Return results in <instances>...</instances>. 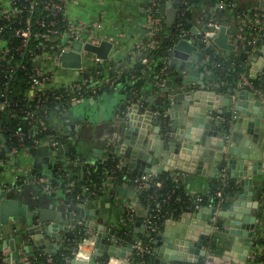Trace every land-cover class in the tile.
<instances>
[{"label":"crops","instance_id":"crops-1","mask_svg":"<svg viewBox=\"0 0 264 264\" xmlns=\"http://www.w3.org/2000/svg\"><path fill=\"white\" fill-rule=\"evenodd\" d=\"M238 1L243 5L244 11L233 18L229 17L230 9L227 10V6L221 0H201L194 4L191 8L192 20L189 39L196 38L199 40L198 51L188 54L189 58L185 61L184 69L181 68L184 65H182L184 62L181 59H178L172 66V57L169 55L167 61L171 72L166 76L162 85L157 83L155 76L150 71L145 70V68L138 70L141 80L138 98H135L133 93L128 91L124 85L117 84V81L119 72L132 69L140 60L141 54L138 50L142 45L148 44L149 39L158 43L162 38L160 33H155L153 36L148 35L151 0H76L68 7V17L71 22H83L92 28V34L86 31V33L81 32L82 39L85 40L92 35L96 38L95 43L97 45L102 40H106L111 42L112 46L107 58H100L94 53H89L86 54L80 68L64 66L56 68L53 86L60 87L78 82L85 77H91L97 85L96 91L85 96L81 103L67 107L60 113L54 112L50 115L51 127L59 137L60 144L57 147H50V158L47 162H43L41 166H36V156L30 152L28 157L22 154L11 157V162L0 171V185L14 183L17 187L16 194L19 195L18 197L22 202L28 205V210L35 211L42 207L61 210L65 214V218H69L71 212L76 214L77 224L72 230L75 236H64L62 249L58 252L66 250L72 254V248L76 246L79 239V231L84 227L97 234L95 229L90 228L89 221L91 219H87L85 215L87 211L94 215L96 220L101 219L103 224L108 227V239L110 241L116 239L126 247L131 242L121 235L127 228L124 215L130 204L117 192H113L112 189L117 186L115 180L93 193L86 189L85 183L89 181L96 164L107 160L112 155L118 157V168L126 176L123 182L130 181L128 183L130 188L137 189L142 187V184H147L148 181L145 180V176L134 175L133 168L124 165L122 158L115 153V147L122 141L121 133L130 130L131 136L134 135L135 139L147 127L160 124L158 116L150 120L149 115L141 113L137 114L135 118L137 120L135 127L127 125L128 112L134 103L140 101V107L145 112L151 111L158 115L161 109H165L170 104V100L177 94V87L183 86L182 78H186L190 71L195 69L198 73L192 75L196 79L191 82L190 86L195 89L199 88L201 81L199 72H204L203 80L207 81L206 85L212 88L214 92H219L222 97L221 100L216 101L217 104L226 105L227 95H229L226 93L228 89L232 88L233 91L230 94L233 98L243 89L238 88V82L234 84L229 81L226 75H215L212 72L208 66L210 60L208 50L210 48H214L215 54L219 58L229 61L230 64L244 65L247 69L245 73L251 79H260L259 89L261 92L259 94L252 92L264 102V35H260L263 34L261 31L256 30L255 33L252 31L257 18H261L260 11L264 10V0ZM181 2L182 0H164L161 5L162 16L168 21L173 19L178 15ZM262 18L264 24V17ZM210 21L218 22L220 28L207 37L203 35V32L207 29ZM204 49L207 50L204 51ZM257 49L261 53L255 56ZM195 54H201L200 58H193L192 56ZM201 62L206 63V65L202 66ZM168 80L171 81L169 84H167ZM247 95L249 98L250 94ZM219 118L227 123V118L214 116V119ZM263 118L264 115L261 119ZM192 129L197 134L200 133V129L197 127L192 126ZM207 149H214L215 154L219 152L217 147L211 148L209 146ZM259 149L262 151V156L264 149L260 147ZM182 150L181 148L180 151ZM189 152L190 150H185L186 155H190ZM173 155L178 159L177 153ZM192 168L194 170L191 172L195 173V179H186L185 181H183V174H188V172L184 170H177L180 174L176 176L172 175L170 171L164 173L173 176L185 193L193 198H196L197 195H209L213 178L208 173H200L201 168H197L196 165L191 164L190 169ZM220 171H224L225 175L229 177L230 169L227 164L222 163ZM62 173L70 180L69 182L60 178ZM149 175L147 177H151V174ZM39 177L47 178L48 184L54 186L55 189H45V185L40 183ZM128 177L130 179L127 180ZM74 181L82 182V187L76 196L71 195L75 185L71 191L67 189L68 183H74ZM123 182L118 185L123 184ZM253 187L254 199L259 201L261 208L258 210L255 227L257 233L252 236L251 245L253 246L249 249L245 264L250 255L254 257L259 250L263 249L259 242L264 237V161L262 172L253 177ZM239 191H242V188ZM97 194L99 197H96ZM235 197L237 196L235 195ZM143 202L147 211V215L143 218L144 228L141 232H137L136 219L134 218L130 227L133 230L134 239L140 238L141 235L145 236L147 231L145 222L151 216L152 203L146 197ZM69 207H71V211H69ZM134 214L136 215L135 210ZM79 220H83V225L78 224ZM173 227L177 228V225H173ZM159 228L160 226L158 230ZM211 229V234L205 241L208 252L222 255L224 251H229L234 237L229 232V224L223 223L218 217L213 222ZM5 241L6 238L1 234L0 259L3 264H19L24 260L30 261L31 264H38L35 260L45 253L42 250L38 255L36 248L34 255L27 253L24 250L25 240L23 238L8 237L7 245ZM125 252H128L127 248H125ZM111 262L125 264L116 258H113ZM232 264L239 263L233 261Z\"/></svg>","mask_w":264,"mask_h":264},{"label":"water","instance_id":"water-1","mask_svg":"<svg viewBox=\"0 0 264 264\" xmlns=\"http://www.w3.org/2000/svg\"><path fill=\"white\" fill-rule=\"evenodd\" d=\"M210 29L214 30L213 27ZM199 44L196 38H180L169 53L172 57L171 65L174 66L181 59L184 62L181 68L184 69L188 54L198 51ZM71 45L72 48L63 52L59 60L64 67L80 68L86 56L84 52L107 58L112 43L102 40L97 45L76 39ZM255 52V56L261 53L259 49ZM200 55L192 57L198 59ZM200 64L206 65L203 62ZM195 73L198 72L193 69L186 78H182L183 86L177 87V94L158 115L151 111L145 112L139 103H134L128 112L127 125L135 127V118L141 113L149 115L150 120L158 116L160 124L147 127L135 139L130 130L121 133L122 141L115 147V153L122 158L124 165L133 168L134 175L145 176L147 181L159 178L165 171L172 172L174 176L179 175L177 170L188 172L183 174V181L195 179L191 164L201 168L200 173H208L211 178L220 179V165L227 164L230 183L238 186L235 185L238 192L229 209L219 211V217L223 223L229 224V232L234 235L233 242L229 251H224L222 255L208 252L205 241L211 234L215 210L212 204H208L196 211H184L179 218L170 216L166 219L154 235L152 254L144 264L198 263L201 259H204L205 264H232L233 261L245 264L249 249L253 246L252 236L257 233L255 227L261 207L259 201L254 199L253 177L262 172L264 161V154L261 156L262 151L259 149H264V118L261 119L264 115V102L249 89L240 90L233 98L230 94L233 90L230 88L226 92L229 94L226 105H218L216 101L222 97L206 85L204 72H199L200 87L195 89L190 86L196 79L192 76ZM170 82L168 80L167 84ZM247 94H250L249 98ZM215 115L227 118V123L222 118L214 119ZM192 126L200 129V133L193 131ZM0 137L6 142L4 135ZM209 146L217 147L219 152L215 154L214 149L208 150ZM186 149L190 150V155H186ZM3 150L9 149L4 146ZM30 152L36 156V166H41L50 158V147L47 145L31 148ZM175 153L178 159L173 155ZM149 174L151 177H147ZM148 185L135 189L130 188L128 182H123L112 189L134 208L137 232L144 228L143 218L147 211L143 195ZM18 196L16 190L0 191V233L6 238V245L7 238L14 236L25 240L24 250L30 255L35 254V248L38 255L42 250L50 254L58 253L62 249L64 236H75L72 230L77 224L76 214L71 212L69 218H65L61 210L45 207L28 210V205ZM68 209L72 210L71 207ZM85 215L91 219L90 228L97 232L93 251L88 259L77 258L74 256L75 246L72 254L65 256L59 264H107L113 258L126 260L131 257V242L126 247L116 239L110 241L109 229L101 219L96 220L89 211ZM173 225H177V228ZM125 248L128 249L127 253Z\"/></svg>","mask_w":264,"mask_h":264},{"label":"built area","instance_id":"built-area-1","mask_svg":"<svg viewBox=\"0 0 264 264\" xmlns=\"http://www.w3.org/2000/svg\"><path fill=\"white\" fill-rule=\"evenodd\" d=\"M75 1L76 0H0V21H5L4 25L0 24V33L3 32V30L7 26H10L9 23H18L16 27L10 26V28H12V39L9 42L0 37V70L3 67L10 69L11 72H9L7 76H9V78H12L14 71H17L21 68L26 69V65L24 63H22L21 61L14 60V52L28 54V59L31 63V68L27 71V75L29 78V90L27 94L35 99L34 104L26 105V107L22 108L17 115L13 114L29 126L28 134H26L25 132L23 133L21 131H16V135H18L21 140L25 135L32 136L33 144L31 146H24L23 148L18 150L16 146L11 147L6 138V142H3V140H1L0 151L5 152V156L2 157L0 155V171L11 162V157L13 156L22 154L28 157L31 148L38 147L41 145L57 147L60 144V141L58 139L59 137L55 133H47V130L51 129V124L49 121L50 115L53 112L60 113L67 107L81 103L85 96L91 93V91L85 89L83 85H85L86 87H95V83L88 84L89 81H93L91 77H85L84 79L78 82L69 83L60 87L53 86V79L54 74L56 72V68L62 66L59 57L63 52L72 48L71 44L74 40L81 39L84 42L96 44V38L92 37V35H90V37L88 38H85V40L82 39L81 32H87L89 34H92V28L89 25L83 22H71L68 17V7ZM151 3V9L152 7H156L154 11L159 13V0H151ZM181 3H183V7H179L177 15L179 18H181V16L186 13L187 9H191L193 6V4H191L189 0H182ZM43 13L45 14V16L50 17L52 19L46 20L45 18H39L38 15ZM61 14L64 15L63 20H67L69 21V23L65 30L61 32V37L59 38V41L51 44L49 43V40L52 39L53 41L56 39V37L51 36V34L59 33V29L56 28L55 25L58 22L57 16ZM23 15L25 17H23ZM162 20V15H149L148 35L153 36L155 33L160 32V30L162 29ZM263 25V18H257L256 22L254 23V29L263 33L260 35H264ZM212 27L214 28L213 31H211L210 29ZM41 28H44L42 32L40 31ZM219 28L220 24L218 22L210 21L208 22V27L203 32V35L208 37L210 33L214 32L216 29ZM40 36L44 37V40L48 41V43H36V46L32 47V42ZM189 36L190 31L188 29L182 28L180 38H189ZM14 40H17V43L14 44ZM156 45L157 43L153 39H149L148 44L142 45L139 48L138 51L139 54H141L142 63L147 64L151 59L147 56H143L144 51L149 48H154L156 47ZM171 50L172 47L169 48V52H171ZM84 54L86 55L88 53L84 52ZM170 72L171 69H169L167 65H164L155 74L157 83L162 85L166 79V76L169 75ZM237 86L240 89H249L255 94H259L261 92L259 88L255 87L252 79L245 72H241L239 74ZM5 90L6 87L2 88V86H0V110H4L9 103ZM92 91H96V88H94ZM132 93L135 98H138L140 95V91L137 88H134ZM51 97L57 100L59 104L53 107L52 111L49 113L48 102ZM139 102L140 101H138V103ZM39 134H41L40 137L38 136ZM0 135H4L1 127ZM2 142L4 144H1ZM4 146H7L9 150L4 151ZM115 178L116 176L114 174H109L107 178L101 182L100 187H104L105 185L107 186L111 184ZM38 179L40 183L45 185V189H55L54 186L48 184L47 178L39 177ZM220 179H222L221 181L224 184L229 182V177L225 175L224 171L222 172ZM73 186L74 183H68V191H71ZM144 186L145 183L142 184V187ZM157 186H161V182H157ZM100 187L98 183H92L87 185L86 189L90 193H93ZM2 190H6L7 192H9L17 190V187L16 185H14V183H5L3 185H0V191ZM223 193L224 192L222 188H219L216 191V195L219 198V201L213 212V222L218 219L219 211L224 209L221 205V203L225 199ZM196 200L197 202L195 203L193 208H190V210H198L199 208L204 206L203 204H200V202L203 200L202 195H197ZM161 210L162 209L160 205H158L157 208H151V216L148 217L145 222L147 225V231L145 233V236H147L149 240L146 242L142 238H135L131 242L133 246L132 255L131 257L125 260L126 263H143L136 262L135 260H133V256H143L151 250L152 247L150 243H152L154 235L159 232L158 225L156 223V217L158 216V213ZM134 218V209L131 205H128L124 215L125 225L127 226V228H130L132 226ZM78 224L83 225V220H79ZM82 232L84 233V235L80 236V238L76 242V250L74 251V256L77 258L82 257V252H84L85 250L86 252H89L90 255V253L93 251L95 244L94 232L88 230L85 227L79 231V235H81ZM44 255L46 256L48 261L52 260V254L45 252ZM250 257H252V255H250ZM19 264H31V262L28 260H24Z\"/></svg>","mask_w":264,"mask_h":264},{"label":"trees","instance_id":"trees-1","mask_svg":"<svg viewBox=\"0 0 264 264\" xmlns=\"http://www.w3.org/2000/svg\"><path fill=\"white\" fill-rule=\"evenodd\" d=\"M191 4H196L197 2L201 0H189ZM224 2V4L230 9L229 17H235L242 13L243 5L239 3L238 0H221ZM164 3V0H159V13L155 12L154 10L156 7H152L150 10V14H153L154 16L162 15L161 13V5ZM180 7H183V3L180 4ZM225 10V11H227ZM224 11V12H225ZM41 13V12H39ZM261 18L264 17V10L262 9L260 11ZM63 14L57 16V24L55 25L56 28L59 29V33H52L51 36H55L56 39L52 41L49 40V43H55L59 41V38L61 37V32L65 30L67 27L69 21L63 20ZM23 17H25L23 15ZM39 18H45L46 20H51L52 18L45 16V14H39ZM254 19V18H253ZM191 20H192V11L191 9H187L186 13L179 18L178 16H175L171 20H166V18L163 17L162 20V29L160 30V34L162 38L158 41L156 47L149 48L146 51H144L143 56H147L150 59L149 63L143 64L140 60L134 65L132 69H129L128 71L119 72L118 81L117 84L124 85L128 91H133L134 88L139 89L141 80L139 78V71L142 68H145V70H148L152 73V75L155 76V74L164 66L167 65L169 67L167 57L169 56V48L173 47V45L179 40L181 29L185 28L189 31L191 30ZM1 25L5 24V21H0ZM10 26L16 27L18 23H9ZM10 26H7L3 32L0 33V37L7 40L8 42L12 39V28ZM38 26V25H37ZM44 28H41L40 31L42 32ZM252 31L255 33L256 29H252ZM258 31V30H257ZM167 35V36H166ZM263 38V37H262ZM264 39V38H263ZM48 43V41L44 40V37L40 36L36 38L32 42V47L36 46V43L42 44V43ZM13 43H17V40L13 41ZM208 54L210 56L209 60V68L212 69V72L215 75H226L228 80L236 84L239 79V74L241 72H247V69L244 65L240 64H230L229 61H226L224 59L219 58L218 55L215 54L214 48H210L208 50ZM28 54H22L20 52H14V60L15 61H21L26 65V69H18L17 71H14L13 77L9 78L8 73L11 72L10 69H7L3 67L0 70V86L2 88L6 87L5 93L8 97L9 103L7 107L4 110H0V127L2 128V132L4 134V137L7 139L10 146H16V148L19 150L23 148L24 146H31L33 144V137L30 135H25L23 139L16 135V131L25 132L28 134L29 126L22 120L18 119L13 114H18L20 110L26 105H32L34 104V98L29 96L27 94L29 90V83H28V75L27 71L31 68V63L28 59ZM170 69V67H169ZM255 87L259 88L261 81L260 79H252ZM94 81H89L88 84H92ZM88 86V85H87ZM83 87L91 93H93V89L97 88V85L95 87H86L83 85ZM98 90V89H97ZM60 91V90H59ZM90 93V94H91ZM37 98V97H36ZM59 102L55 100L54 98H50L48 102L49 107V113L52 111V108L57 106ZM54 113V112H53ZM47 133L54 134V130L49 129L47 130ZM39 137L41 134L38 135ZM2 138L0 137V142ZM0 155L2 157L5 156V152L0 151ZM119 162L118 157L110 156L105 161H100L96 164V166L93 168L90 179L86 184H92V183H98L99 187L101 186V182L107 178L109 174H114L116 176L115 183L118 185L119 183L123 182V179L126 177L122 174V172L117 167V164ZM61 179H64L65 181L69 182L64 174L62 173ZM130 179L129 177L127 180ZM56 182V180H55ZM128 183L130 181H127ZM157 182H161V186H157ZM74 188L72 190V196H76V194L80 191V188L82 187V182L78 183L74 181ZM149 184L146 187V190L143 195V199L145 197L152 203V207L157 208L158 205L161 206V211L158 213V216L156 217L157 225L158 227H162V223L164 220L170 216H174L175 218H179L180 215L184 211H189L190 208H193L195 203L197 202L196 198L191 197L185 191L180 187V184L178 181L174 179L173 176L169 175L168 173H163L159 178H152L149 179L147 182ZM146 184V185H147ZM231 184V186H230ZM101 188V187H100ZM222 188L223 194H224V201L221 203L222 207L224 209H228L233 201V197L237 194L238 189L235 187L233 183H230V180L228 183L224 184L220 179H213L212 182V188L209 195L203 194V200L200 202V204H212L213 207L217 206V203L219 201V198L216 195V191ZM128 233V234H126ZM79 235V234H78ZM84 233L82 232L81 235L83 236ZM123 237L128 240L129 242L134 240L133 236V230L132 228H125L123 233H121ZM140 238L144 239L146 242L149 240L147 236L141 235ZM152 247V243H150ZM259 245L263 247L262 250H259L254 257H251L248 259L246 264H264V237L261 238ZM152 254V248L151 250L146 253L143 256L134 255L133 260L136 262H143L142 264L146 263L150 256ZM70 255V251H61L56 254H52V260L48 261L45 255H41L40 258L36 259L39 264H59L62 263L63 258L65 256ZM0 264H3L2 260L0 259ZM179 264H205L204 259H201L198 263H184L180 262Z\"/></svg>","mask_w":264,"mask_h":264},{"label":"bare ground","instance_id":"bare-ground-1","mask_svg":"<svg viewBox=\"0 0 264 264\" xmlns=\"http://www.w3.org/2000/svg\"><path fill=\"white\" fill-rule=\"evenodd\" d=\"M88 248V247H87ZM89 255V252H86V250L84 252H82V257L80 258H87V256ZM117 259V258H116ZM117 260H120L122 263H125V260H122V259H117ZM110 264H113V262H111ZM126 264V263H125Z\"/></svg>","mask_w":264,"mask_h":264},{"label":"clouds","instance_id":"clouds-1","mask_svg":"<svg viewBox=\"0 0 264 264\" xmlns=\"http://www.w3.org/2000/svg\"><path fill=\"white\" fill-rule=\"evenodd\" d=\"M113 264H115V262H113Z\"/></svg>","mask_w":264,"mask_h":264},{"label":"rangeland","instance_id":"rangeland-1","mask_svg":"<svg viewBox=\"0 0 264 264\" xmlns=\"http://www.w3.org/2000/svg\"><path fill=\"white\" fill-rule=\"evenodd\" d=\"M89 251V250H88Z\"/></svg>","mask_w":264,"mask_h":264}]
</instances>
